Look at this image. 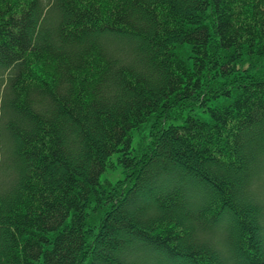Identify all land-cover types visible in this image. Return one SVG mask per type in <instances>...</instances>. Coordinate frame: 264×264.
<instances>
[{
  "label": "trees",
  "instance_id": "1",
  "mask_svg": "<svg viewBox=\"0 0 264 264\" xmlns=\"http://www.w3.org/2000/svg\"><path fill=\"white\" fill-rule=\"evenodd\" d=\"M0 151V264H264V0H0Z\"/></svg>",
  "mask_w": 264,
  "mask_h": 264
},
{
  "label": "rangeland",
  "instance_id": "2",
  "mask_svg": "<svg viewBox=\"0 0 264 264\" xmlns=\"http://www.w3.org/2000/svg\"><path fill=\"white\" fill-rule=\"evenodd\" d=\"M134 137H135V143L138 142L139 137L137 136V133H134ZM107 179H109L111 182L116 183L118 182L120 179L123 178V174L120 168L114 169V170H110L106 173Z\"/></svg>",
  "mask_w": 264,
  "mask_h": 264
}]
</instances>
